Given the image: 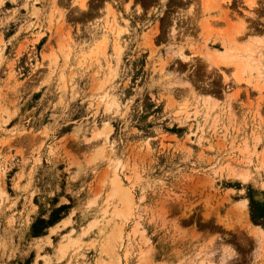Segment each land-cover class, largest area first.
Listing matches in <instances>:
<instances>
[{"label": "rangeland", "instance_id": "rangeland-1", "mask_svg": "<svg viewBox=\"0 0 264 264\" xmlns=\"http://www.w3.org/2000/svg\"><path fill=\"white\" fill-rule=\"evenodd\" d=\"M0 264H264V0H0Z\"/></svg>", "mask_w": 264, "mask_h": 264}, {"label": "bare ground", "instance_id": "bare-ground-1", "mask_svg": "<svg viewBox=\"0 0 264 264\" xmlns=\"http://www.w3.org/2000/svg\"><path fill=\"white\" fill-rule=\"evenodd\" d=\"M106 8H107V11H110V10L108 9V7H106ZM112 14H114L112 11H111V14L107 12V16H110V18H114V17L111 16ZM114 16H115V15H114ZM104 21H105V20H104ZM115 21H116V20H115ZM115 21H113V22H115ZM105 23H106V27L108 26L107 28H112V26H111V22L109 21V19L106 20ZM116 23H117V22H116ZM114 24H115V23H114ZM117 24H118V25H116V24H115V25L118 27V26H119V23H117ZM116 26H115V29H118V28H120V27H121V28L123 27V26L121 25L120 27L116 28ZM124 27H125V26H124ZM124 27H123V28H124ZM121 28H120V30L118 31V34H117V30H115L116 33H114V35L117 34V36H118V37L115 39V41H113V42H116L115 44L118 43L117 39L119 38V35H120L119 32H121ZM113 29H114V28H113ZM113 29H111V30H113ZM124 29H125V28H124ZM124 29H123V30H124ZM123 30H122V31H123ZM105 32H106V31H105ZM110 32H112V31H110ZM101 36H102V35H101ZM105 39H106V36H105V37L102 36L101 39H100V41L103 42V43H102L103 45H105V42H104V41H106ZM112 40H114V39L112 38ZM94 43H95V44L97 43V39H96V42H94ZM94 43H93V44H94ZM98 43H99V42H98ZM100 44H101V43H100ZM93 46H95V48H99V47H97V46H99V45H92V47H93ZM114 46H115V47H120V46H118V45H114ZM90 47H91V46H89V48H90ZM89 50H90L89 53L92 54L91 51H93V50H92L91 48H90ZM226 50H227V49H225V51H220L221 54H218V53H217L218 55H215V56H222V55H225V54H226ZM87 52H88V51H87ZM85 53H86V52H85ZM85 53L83 52V54H85ZM93 53H94V51H93ZM86 54H87V53H86ZM86 57H87V56H86ZM82 58H84V57H82ZM247 59H251V57L248 55V56H247Z\"/></svg>", "mask_w": 264, "mask_h": 264}]
</instances>
